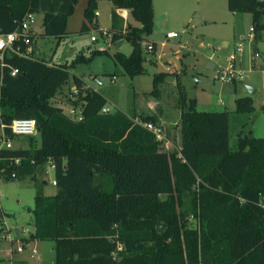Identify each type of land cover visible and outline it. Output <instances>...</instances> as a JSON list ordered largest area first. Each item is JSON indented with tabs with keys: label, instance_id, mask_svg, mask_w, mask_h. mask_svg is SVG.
<instances>
[{
	"label": "trees",
	"instance_id": "trees-1",
	"mask_svg": "<svg viewBox=\"0 0 264 264\" xmlns=\"http://www.w3.org/2000/svg\"><path fill=\"white\" fill-rule=\"evenodd\" d=\"M77 2L67 13L44 15V37L65 40ZM101 2L113 6L108 32L100 30L96 16ZM40 3L0 0V35L40 14ZM228 8L251 14L255 38L261 37L264 0H228ZM120 10L140 26L126 24ZM154 26L153 0H89L80 33H107L114 45L130 43L129 56L118 51L113 57L134 77L145 72L142 45ZM18 45L26 51L22 41ZM99 53L107 51L80 53L71 63L53 66L34 52L13 54L0 68L5 138L19 137L11 130L15 120L33 119L41 140L40 147L30 136L29 149L0 150L3 181L35 179L47 165L55 167L57 194L36 196L35 231L25 240L53 242L56 264H264V138L243 128L232 149L229 113L199 112L178 77L179 151L165 150L147 128L160 126L153 114L102 113L107 100L81 77L74 76L79 93L72 101L81 114H65L53 99L69 82L70 70ZM170 76L155 75L153 97L161 98L159 87ZM236 112L253 114L252 97L238 98Z\"/></svg>",
	"mask_w": 264,
	"mask_h": 264
},
{
	"label": "rangeland",
	"instance_id": "rangeland-1",
	"mask_svg": "<svg viewBox=\"0 0 264 264\" xmlns=\"http://www.w3.org/2000/svg\"><path fill=\"white\" fill-rule=\"evenodd\" d=\"M79 5L80 0L70 18ZM107 5L100 9V18L106 31L112 29ZM153 7L154 31L145 37L142 45L146 58L145 72L134 77L126 74L113 57L118 51L129 56L133 51L130 43L118 50L111 44L110 37L89 33L79 34L78 40L71 37L59 44L48 40L44 45L39 36L38 46L42 54H55V59L60 58L65 63H71L80 53L90 56V52L97 49L107 51L95 54L88 63L78 64L71 69L69 82L52 103L58 108L63 107L61 109L69 116L74 110L79 112V106L72 104L77 99L72 87L75 84L74 76L81 77L88 87L103 95L112 112L119 110L128 116L135 113L157 116L160 125L156 128L158 139L163 142L165 150L174 152L181 149L179 78L188 98L197 101L199 112L229 113L232 149L236 147L238 133L243 128L256 138H264V32L259 39L255 38V33H251L252 15L230 12L228 0H154ZM32 21L30 28L33 27L35 33L43 31L40 15L33 16ZM126 22L140 26L131 16H127ZM171 32L176 33L177 38H167ZM92 35L98 39L97 42L91 41ZM152 43L156 44V51L148 50L147 45ZM239 44L243 47L242 53L237 52ZM232 54L235 56L236 69L243 73V79L237 80L235 84L216 78L228 66ZM256 54L259 56L256 57ZM165 71L173 74L163 87H159L161 98L158 100L151 95L154 77ZM114 77L116 79L113 81ZM249 88L256 92L251 94ZM246 96L252 97L257 114L236 112V100ZM34 136L36 146L40 147L39 134ZM6 140L1 128L0 150L5 147L3 141ZM10 141L12 149H29L31 146L27 136ZM53 180L55 171L47 165L35 179L28 177L0 182V252L13 248L15 259L23 258L28 264H56L55 253L50 251L49 242L32 243L25 240L30 238L35 229L33 210L36 196L57 194L58 189L53 185ZM16 228L20 231L19 238L14 232ZM18 249L22 251L18 252ZM0 264L11 262L3 261Z\"/></svg>",
	"mask_w": 264,
	"mask_h": 264
},
{
	"label": "built area",
	"instance_id": "built-area-1",
	"mask_svg": "<svg viewBox=\"0 0 264 264\" xmlns=\"http://www.w3.org/2000/svg\"><path fill=\"white\" fill-rule=\"evenodd\" d=\"M123 19L126 21L127 16L124 13L120 14ZM96 16H99V12H96ZM32 17L33 15H30L25 22L22 24L21 28L16 30L15 32L7 35H0V68H3L6 66L5 58L7 56H11L13 54L22 55L26 57H32V54L34 52L33 47V41L30 38L29 32H30V23H32ZM251 33H253V28H251ZM177 37V34L174 32L168 33L167 38H175ZM22 41L27 47L26 51H22V46L18 45L16 46L17 42ZM97 41L96 37H92V42ZM147 48L149 51H154V45L148 44ZM237 52L242 53L243 47L241 44H239L237 47ZM259 55L256 54V57ZM235 56L229 58V64L226 68H223L220 71V75L216 76V78H220L222 81L227 83L235 84L237 80L243 79V73L236 69L234 65ZM17 71H14L12 73L13 76H15ZM116 78H113V81ZM78 89L74 90V94H78ZM110 108L105 107L102 110V113L107 114L110 113ZM78 114H81L79 112ZM78 114L75 113V111L72 113V116L74 115V118L78 117ZM149 130L154 132L157 136H159V132L157 131L156 127H153L152 125H149L147 127ZM12 133L19 137H30L34 136L37 133L36 129V122L33 119H18L15 120L11 126ZM3 144H5V147H2V149L11 150L12 145L11 141L7 139L6 141H3ZM51 169H55L54 165H50ZM5 173V168L3 167V161L0 159V182L3 181V175ZM53 185L56 186V180H53ZM35 231V229H34ZM34 233V232H33ZM19 251H22V249H18Z\"/></svg>",
	"mask_w": 264,
	"mask_h": 264
},
{
	"label": "crops",
	"instance_id": "crops-1",
	"mask_svg": "<svg viewBox=\"0 0 264 264\" xmlns=\"http://www.w3.org/2000/svg\"><path fill=\"white\" fill-rule=\"evenodd\" d=\"M88 1L89 0H80V5L78 6V9H76V12L75 14L70 18V20L68 21L69 24H68V28H67V36L65 37V40H67L68 38H71V37H74V40H78V35L81 34L80 31H81V28H82V24H83V21H84V12H85V9L87 7V4H88ZM105 4H108V13L111 15V12H112V9H113V6L110 2H101L99 4V7H98V12H99V16H97V19H98V23H99V27H100V30L101 31H106V29L104 28V25L101 21V8L102 6H104ZM70 5H71V0H41V3H40V14L38 15H35V16H41V19H42V24H43V17L46 13H66L69 8H70ZM153 5H154V0H153ZM119 14L121 13H124L126 14V16H130V13L127 11V10H120L118 11ZM127 19V18H126ZM126 24H128L126 22ZM43 27V26H42ZM109 31V30H108ZM106 31V32H108ZM30 33H32L34 35V40H33V47H34V53L38 56H40L41 58H44L45 60L48 61V64L50 66H53V65H60V64H65L64 61L60 60L59 59H55V54H52L51 55H47V54H42L40 47L38 46V41H39V36L42 37L41 40H43L44 42V45L47 44L48 40H53L54 42L58 43V41L54 38H47V37H44L43 36V33H44V28H43V31L41 32H36L34 31L33 27L30 28ZM92 33H99V32H92ZM100 34V33H99ZM105 37L107 36L108 38L110 37V40L112 38L111 34H103ZM92 37H95L94 35H92ZM92 37H91V41H92ZM177 38V37H175ZM64 40V41H65ZM98 41V39H97ZM95 41V42H97ZM111 44H113L111 42ZM126 44V43H125ZM124 44V45H125ZM114 45V44H113ZM117 45V44H116ZM115 45V46H116ZM123 45V46H124ZM122 46V47H123ZM117 48V47H116ZM157 50V49H156ZM46 53V52H45ZM234 55L232 54L230 56L233 57ZM234 65L236 67V63L234 61ZM163 73H170L172 74L171 71H165ZM116 78V77H115ZM83 80V79H82ZM84 81V80H83ZM85 83V87L87 89H92L90 87H88V85L86 84V82L84 81ZM73 90L77 89L76 85L74 84V86L72 87ZM96 92H98L97 90L95 89H92ZM63 108V107H61ZM256 110H257V107H255V112L253 114H257L256 113ZM66 114V113H65ZM163 116V115H162ZM264 126V124H262ZM246 129V128H245ZM241 131V130H240ZM239 131V132H240ZM247 131V130H245ZM55 186V185H54ZM32 243L34 242H40V241H31ZM43 243L45 242H48V241H41ZM49 246H50V251L55 253L54 252V243L53 242H49ZM28 249H31V246H28ZM4 251V252H3ZM0 252V262H11V264H28L27 263V260L21 258V259H15V251L13 250V248H8V249H5ZM18 252H21L18 250Z\"/></svg>",
	"mask_w": 264,
	"mask_h": 264
},
{
	"label": "water",
	"instance_id": "water-1",
	"mask_svg": "<svg viewBox=\"0 0 264 264\" xmlns=\"http://www.w3.org/2000/svg\"><path fill=\"white\" fill-rule=\"evenodd\" d=\"M125 43H126L125 40L119 41V42L117 43V45H116L117 49L120 50V49L122 48V46H123ZM213 67H214V66H213ZM249 91H250L251 94H254V93L256 92V90H255V89H252V88H249ZM249 135H250V136H253V133L250 132ZM162 230H163V228L160 227V232H162ZM14 232H15L16 237L19 238V237H20V231H19V229L16 228V229L14 230Z\"/></svg>",
	"mask_w": 264,
	"mask_h": 264
}]
</instances>
